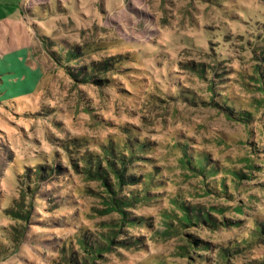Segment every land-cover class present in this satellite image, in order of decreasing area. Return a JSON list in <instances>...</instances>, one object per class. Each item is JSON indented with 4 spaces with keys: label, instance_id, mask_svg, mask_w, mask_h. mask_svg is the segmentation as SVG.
Instances as JSON below:
<instances>
[{
    "label": "rangeland",
    "instance_id": "374dc122",
    "mask_svg": "<svg viewBox=\"0 0 264 264\" xmlns=\"http://www.w3.org/2000/svg\"><path fill=\"white\" fill-rule=\"evenodd\" d=\"M237 15L246 18L239 31L251 37L248 52L239 48L238 54L220 55L214 45L201 48L186 39H206L205 29L213 31L214 40L230 35L238 31ZM263 26L264 0H0V208L30 204L11 171L25 176L24 162L42 158L54 168L58 151L66 170L39 182L32 176L33 197L41 205L31 208L32 219L24 222V245L0 264H69L66 256L82 264L87 256L82 236L95 240L112 229L119 230L116 241L137 239L141 248L117 244L96 264H227L215 254L222 248H233L229 264L263 262L264 233L257 235L254 224L264 222V91L252 86L254 68L264 66ZM158 42L168 53L158 52L161 70L150 58ZM69 50L81 55L72 62L77 68L120 58L97 74L107 86L76 81L53 58L59 53L65 59L60 52ZM176 90L196 102L183 101ZM213 90L220 103L249 112L252 125L213 105ZM140 137L152 146L131 159L128 174L144 176L154 168L160 174L155 184L131 189L139 188L140 196L149 191L157 201L126 208L130 218L145 221L123 225L113 194L100 178L81 175L63 146L68 144L73 159L90 153L103 161L110 146L127 156L129 142ZM186 145L218 171L204 178L185 166ZM222 182L226 195L207 193L220 191ZM183 202L213 211L217 227H181L177 203ZM4 215L0 210V249L10 253L19 224ZM186 235L203 242L204 249L193 251Z\"/></svg>",
    "mask_w": 264,
    "mask_h": 264
},
{
    "label": "trees",
    "instance_id": "16d2710c",
    "mask_svg": "<svg viewBox=\"0 0 264 264\" xmlns=\"http://www.w3.org/2000/svg\"><path fill=\"white\" fill-rule=\"evenodd\" d=\"M239 18H240L239 15H237L235 17V20H240ZM242 24L246 25V18H242L240 22L237 23L238 31L241 30L240 28L243 26ZM238 31L230 35L220 34L219 37H216L214 40L213 31L205 29V34L207 36L206 39L191 38L188 36L186 37V39L192 40L195 46H198L201 48H204L205 46H207V47H210L211 50H213L214 46H216V50H214L215 52L218 50L219 51V53L217 52L218 54L224 55V52L226 51V54L229 56L230 52H233V54H238L239 48L245 49L246 52H248L251 49V43H250L252 41L251 37L245 38L243 37V35H241L240 31L239 32ZM173 39L174 41L184 42L183 38L176 37ZM42 40L52 41L51 38L46 37V36L42 37ZM211 41H215V42H211ZM159 44H160V48H158V50L156 51L153 50L150 58H156L155 66L159 67L161 70V67L158 63V59L160 57L158 56V52H161L160 54L162 53L168 54V53H165L164 51H162V48L166 47L165 44L163 43H159ZM242 44H245V45H242ZM145 51H146L145 49H142L139 51V54ZM60 53H63L65 55V59L62 58L63 56L62 57L59 56L61 55L59 53L58 54L54 53L53 58L57 60L62 66L64 65V67L68 69L69 73H71V75L76 81L81 82V83H86L88 81H94V83H96L99 86H103V85L107 86L106 83H108L109 81L106 79L105 80L98 79L97 74L102 71L109 70L110 67H115L116 65L119 64V60H120V58L118 57L117 59L116 57H112L110 59H107L104 62H100V61L92 62L89 69L86 67L77 68L72 65V62H77L80 59L81 55H79V52L69 50V51H66V52L63 51ZM148 58L149 57L147 56L144 57L145 60ZM69 63L71 64V66H69L70 65ZM70 68L71 70L73 69V71H70ZM172 68H173V65H172ZM254 71L257 72L253 76L254 77L253 81L254 83H256V85L253 84L252 86L255 87V89L258 91H262V90L264 91V66L258 65L254 68ZM168 79H171V78H168ZM177 93L178 95H181L183 97V101L185 102H188L190 104L196 102L194 99L189 98L188 95L185 93L178 92V91ZM213 95H214L213 103H215L213 105L219 107L222 111L225 112L227 116L235 119L236 121L240 123H244L249 126L252 125L253 116L249 112H247L246 110L235 112V109L232 108V105L230 103H227V102L220 103L219 102L220 95H215L214 90H213ZM141 137L139 139H133L132 141L129 142L128 147H127L129 154L127 156L124 154V152L122 153L120 152L118 154V149H114L112 146H110L108 149H106L103 152V161L101 160L99 156L95 154L93 156L90 153H86L84 157H78L79 160L73 159V157L70 155L71 150L68 144H64L65 146H63V148L66 149L67 151L66 158L69 160L70 164L75 167L76 170H79V173L81 175H84L85 177L89 175L90 177L100 178L103 181V184L107 188V190L113 194L114 196L113 202L115 204V209L122 212V215H123V219L121 222L123 225L142 224L145 221L143 218H130V216L128 215L126 211V208H128L131 205L138 204V201L141 202L140 200L146 201L149 203H156L157 201L154 195L150 194L149 191H146L143 196H140V193H138L139 190H136L139 188L131 189V187L133 188L135 185L137 186L140 184H142L146 188V184L144 183L150 182V183L155 184V182H158L156 181V178L160 174L159 172H157L156 168L153 169L155 172L144 173V176L143 175L135 176V175L128 174L129 165H131V159L133 158L137 159L141 157L140 155H142L143 152H146L147 150H149V148H151L149 146L151 144H148L147 141H142L143 138ZM189 149L190 147L186 145L184 147V151L182 155L183 157L182 163L185 166L192 169L195 173L199 174L200 176L204 178L207 177L208 173L215 174V172L218 171L217 168L213 167L209 163L208 158L194 157L193 155L189 153L188 151ZM60 155L61 154L58 151L54 152V160H55L54 168L49 167V165L45 164V160H43L42 158H39V159H32L28 162H24V166H25L24 170L26 171V174L23 177H20V175L17 174L18 173L17 171L11 170L12 177L15 178V180L18 183H20L22 187L25 189V192H27V194L25 193V195L22 194L23 201L30 198V204H26V202L24 201L23 204L25 206L23 205L21 207H18L19 209L4 210V212L0 208V210L2 211V214L7 213V215H9V216L4 215V216H7L6 218L11 217L13 221L18 222L19 224V227L14 228L15 233H13L12 237L10 238V243L12 245L13 250L10 251L9 253L10 249L6 248L5 246H2L0 249V261L7 259L9 256L11 257L16 256L19 249H21V246L24 245L23 240L26 238V235H27V232H26L27 228L26 226H24V224L25 223L29 224L30 220L32 219L30 209L34 208V206L36 205H41V202H40L41 199L38 197H33V194L36 193L35 191L37 188L35 187L34 189H32L33 187H31V184L34 183L33 180H31L32 176L35 175L36 178L38 179L37 181L39 182L41 181L40 179H43V177L45 176L49 178L50 174L51 175L55 173L62 174L63 172H66V170L61 166ZM35 161L43 162V164H39L38 166H36L37 163H34ZM80 161H82V163L85 165L82 168H80L78 164ZM103 162L106 163V166H103L101 164ZM32 165L36 166V169H37L36 173L32 171ZM226 175L228 174H224V177L221 176L220 178L224 181ZM237 176L241 178L240 174H238ZM143 178H146V180L143 181ZM219 190L220 191L215 189L213 190V193L209 191L207 193L212 195L214 198L219 197L218 195H223L224 192H225L224 195H226L227 190H226L225 183L222 182L219 185ZM26 196H28L27 199H26ZM177 206L182 212V216L177 217L176 221L180 223V226L183 228H188L191 226L197 227L198 225H206L207 227H213V229H215L217 227L216 225L219 224V222L215 218L211 217V214L213 213V211L206 212L204 209H201L197 205L191 206L189 204H186L185 202L177 203ZM238 209H239L238 211H242L244 208L240 207ZM219 213H221V211H219ZM166 221H167L166 223H168L171 221V219H168ZM226 222L230 223L229 221H226ZM254 225L256 227L255 233H257V235L264 233V222L261 224L260 222L258 223L255 222ZM170 226L173 227L172 225H169V227ZM22 228L25 229L24 232H21ZM169 229L170 228H165L166 231H169ZM118 231L119 230L117 229L108 230V233L106 235L100 234V238H94L95 240H93V238H89L83 235L80 240V243H81V246L86 250L87 256L86 258L85 257L82 258L84 260V263L82 264H96L95 260L101 258L103 254L105 253H110V251L113 250L117 244L123 245L125 247H129V248H135V247L141 248L139 247V241L137 239L133 241L132 240L116 241V238L119 234ZM109 234H112L113 236H110ZM186 236H187V239L192 244L193 251H196L198 249H204L203 247L205 246V244L203 242H200L198 239H196L193 236H190V235H186ZM206 246L208 247V248L205 247L206 249L208 250L211 249L210 245H206ZM185 249H186L185 255L189 256L191 253L189 252L187 247H185ZM231 250H233V248H222L220 249L218 253H215V254L220 255L221 261H224V262L226 261V263L229 264L228 259L232 255ZM66 259H67L66 261L69 264H81L79 262V259L76 256L75 257L71 256L70 258L66 256ZM253 264H264V259H263V262H259V263L255 262Z\"/></svg>",
    "mask_w": 264,
    "mask_h": 264
},
{
    "label": "crops",
    "instance_id": "0c3cea01",
    "mask_svg": "<svg viewBox=\"0 0 264 264\" xmlns=\"http://www.w3.org/2000/svg\"><path fill=\"white\" fill-rule=\"evenodd\" d=\"M26 10V9H25Z\"/></svg>",
    "mask_w": 264,
    "mask_h": 264
}]
</instances>
